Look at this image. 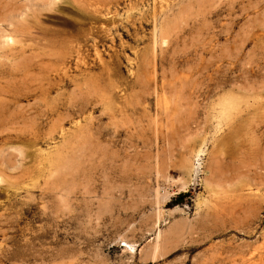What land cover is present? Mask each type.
<instances>
[{
	"label": "rangeland",
	"instance_id": "obj_1",
	"mask_svg": "<svg viewBox=\"0 0 264 264\" xmlns=\"http://www.w3.org/2000/svg\"><path fill=\"white\" fill-rule=\"evenodd\" d=\"M98 29L100 57L94 39L85 45ZM21 46L42 65L75 58L70 74L80 82L57 85L51 98L91 102L37 145L0 131V264L263 256L264 184L255 178L264 171V0H0V63L22 60L13 51ZM73 137L83 151L62 147Z\"/></svg>",
	"mask_w": 264,
	"mask_h": 264
},
{
	"label": "bare ground",
	"instance_id": "obj_2",
	"mask_svg": "<svg viewBox=\"0 0 264 264\" xmlns=\"http://www.w3.org/2000/svg\"><path fill=\"white\" fill-rule=\"evenodd\" d=\"M63 1V0H61ZM65 1V0H64ZM76 1V0H75ZM81 2V0H80ZM83 2V1H82ZM86 2V1H85ZM84 2V3H85ZM107 2V1H106ZM90 3V2H89ZM105 3V2H104ZM79 4V3H78ZM77 4V5H78ZM91 4V3H90ZM84 5V4H82ZM98 5V4H97ZM103 5V4H102ZM89 5H87L86 7H88ZM95 6V5H94ZM100 6H101V3H100ZM92 7V6H91ZM101 7H104V6H101ZM111 7V6H110ZM109 7V9L111 10V8ZM90 8V7H89ZM97 8V6H96ZM95 9V8H94ZM90 11V9H88ZM96 13H98V11L100 12L101 9H99V5H98V8L97 10H95ZM69 12V10L67 11V13ZM72 12V11H71ZM74 13V12H73ZM76 13V12H75ZM90 13V12H89ZM112 13V12H111ZM112 16V14H111ZM110 16V17H111ZM115 16V15H114ZM97 20H100L102 19V16L98 15V14H94V16ZM109 17V18H110ZM83 19V18H82ZM87 19V18H86ZM94 19V18H93ZM106 19V18H105ZM85 20V19H83ZM115 20V18H114ZM7 21V20H6ZM63 21V20H62ZM102 21V20H101ZM91 22V21H90ZM20 23V22H19ZM103 23V22H101ZM93 24H99V23H93ZM104 24V23H103ZM101 24V25H103ZM28 25V24H27ZM106 26V25H105ZM17 27V26H16ZM108 27V26H107ZM86 28V27H85ZM95 28V27H94ZM31 29V28H29ZM34 29V28H33ZM97 29V28H95ZM107 29V28H106ZM20 30V29H19ZM18 30V31H19ZM23 30V29H22ZM25 30V28H24ZM37 30V29H36ZM93 30V28H92ZM103 30H104V25H103ZM102 29H98V30H95V31H92L90 32L91 35L93 34L95 36V38H97V40L95 38H91L89 36L86 37V41L87 43L84 44L85 45H89L88 42L92 39H94V44L96 45L95 47V50H97V46L100 42L104 41L106 39V36H105V33ZM42 31V30H41ZM110 31V29H109ZM107 31V32H109ZM111 32V31H110ZM109 32V33H110ZM14 33H16V31H14ZM22 33V32H20ZM33 33V32H32ZM85 33V32H84ZM25 35L26 33H22V35ZM30 35V33H28ZM89 35V34H88ZM109 35V34H108ZM26 36V35H25ZM32 36V35H31ZM22 37V36H20ZM109 37V36H108ZM165 37V36H164ZM27 38V37H26ZM24 38V39H26ZM60 38V37H59ZM77 38V37H76ZM22 39V38H21ZM73 39V38H72ZM11 40L13 41V39L11 38ZM23 41V40H22ZM22 41H21V44H22ZM25 42L23 41V44ZM50 43V42H49ZM65 43V42H64ZM71 43H74V42H71ZM76 43V41H75ZM82 43V42H81ZM83 43L82 46L83 47ZM104 43V42H103ZM14 42L12 43V46H13ZM80 44V43H79ZM25 45V44H24ZM48 45V44H47ZM56 45V44H55ZM11 46V47H12ZM23 46V45H22ZM16 47V49H14L13 51L15 52L17 50V53L15 52L14 53V57L15 58H19L21 57L22 60L17 61L18 62H8V63H3L1 64L0 63V131L1 132H4L5 136L7 137V139L9 140H12V141H18V142H22L24 143L26 146L27 145H37L39 143H41L43 140L45 139H48V138H52L54 136V133L57 132L59 129L60 130H64V124L62 122H70V120H72L76 115H79V114H83L85 113L88 108L90 107L89 104L91 102L90 98H84V97H75V98H71V99H68V98H60L57 100V97L55 98L56 100H52L51 98V93L56 89V86L57 85H61V83L65 84V85H68V84H72L73 82L74 83H77L79 80H81V77H78L72 74H70V71H71V68L72 66H69V63L73 61V59L75 58H67L63 53H65V51L61 50V52L63 51V53H61V55L63 54L64 57L62 56L61 58H58L56 60H49L46 62H44V65L39 64V61H37L35 59L34 56H27L25 55V53H27V48L24 46V47ZM27 46H30V45H27ZM45 46V45H44ZM70 46V45H69ZM75 46V45H74ZM48 47V46H47ZM56 48V47H54ZM54 48H51L52 49V52L53 50H55ZM65 48V47H64ZM77 48V47H76ZM88 48V47H87ZM13 48H11L12 50ZM49 49V48H48ZM50 49V51H51ZM98 49H99V46H98ZM35 50V49H33ZM68 50V49H67ZM72 50V49H71ZM82 48L81 47H78V49H76V51L78 52V54L82 53L81 52ZM58 51V50H57ZM56 51V52H57ZM60 51V49H59ZM86 51V50H85ZM101 51V48L98 50V55L99 57L102 55V52L100 53ZM40 52V51H39ZM55 52V53H56ZM87 52V51H86ZM97 52V51H96ZM110 52V51H109ZM37 53V52H36ZM46 53V52H45ZM58 53V52H57ZM67 53V51H66ZM65 53V54H66ZM71 54V52H69ZM74 53V52H73ZM88 53V52H87ZM116 53V52H115ZM38 54V53H37ZM52 54V53H51ZM68 54V53H67ZM77 54V53H76ZM89 54V53H88ZM9 55V54H8ZM60 55V53H59ZM85 54H83L84 56ZM11 56V55H10ZM13 56V55H12ZM11 56V57H12ZM55 56V55H54ZM71 56V55H70ZM73 56V55H72ZM86 56V55H85ZM84 56V57H85ZM90 56V55H89ZM10 57V58H11ZM41 57V56H40ZM53 57V56H52ZM59 57V56H58ZM78 59H77V65L75 67V70L78 71L80 73V75L83 74L84 71V67L85 65H87V61H84V57H82V54L78 55L77 56ZM87 57V56H86ZM85 57V58H86ZM94 57V56H93ZM112 57V56H111ZM5 58V56H4ZM105 58V56L103 57ZM118 58V56H117ZM6 59H8L6 57ZM39 59V57H38ZM102 59V58H100ZM2 60V59H1ZM87 60V59H86ZM104 60V59H103ZM12 61V60H11ZM15 61V60H14ZM4 62V61H3ZM41 62V61H40ZM103 63V62H102ZM106 64V62L104 63ZM71 65V64H70ZM109 68V67H108ZM107 68V69H108ZM106 69V70H107ZM110 69V68H109ZM108 69V70H109ZM105 70V71H106ZM112 70V68L110 69ZM89 71V70H87ZM90 72H92L90 70ZM103 72V71H102ZM113 72V71H112ZM99 74V73H98ZM108 75V74H107ZM113 75V74H112ZM93 76V74H92ZM91 77V76H90ZM96 77V76H95ZM94 77V78H95ZM111 77V76H110ZM92 78V77H91ZM105 79V78H104ZM113 79V78H111ZM95 80V79H93ZM110 79H108L109 81ZM86 81V80H85ZM97 81V84H98V79L95 80ZM94 81V82H95ZM101 81V80H100ZM80 82V81H79ZM88 82V81H87ZM93 82V83H94ZM111 82V80H110ZM92 83V84H93ZM106 83V82H105ZM104 83V84H105ZM109 83V82H108ZM114 85V81L113 83H111ZM83 85V84H81ZM99 85V84H98ZM110 85V84H109ZM116 85V84H115ZM77 86V85H75ZM90 86V84H89ZM93 86V85H92ZM101 86V89H102V85ZM99 86V87H100ZM80 88V92L82 93L84 90L83 88H81L82 86H78ZM76 87V88H77ZM96 87V88H95ZM103 87L107 88L105 85H103ZM114 87V86H112ZM117 87V86H116ZM116 87H115V90H116ZM90 88V87H89ZM88 88V89H89ZM94 88L97 90V86L95 85ZM104 88V90H105ZM86 89V90H88ZM61 90V89H60ZM76 90V89H75ZM91 91V90H90ZM95 91V90H94ZM106 91V94H107V90ZM77 92V91H75ZM97 92V91H95ZM87 93V92H86ZM91 93V92H89ZM93 93V91H92ZM92 93L90 94V96H92ZM98 93V92H97ZM74 94V93H73ZM85 94V93H83ZM94 94V93H93ZM102 94V93H101ZM103 94H105L103 92ZM110 93H108L109 95ZM112 94V93H111ZM110 94V96H111ZM59 95V94H58ZM89 95V94H88ZM74 96V95H73ZM80 96V95H78ZM100 96V95H99ZM106 96V95H105ZM5 97V98H4ZM103 97V95L101 96ZM113 96H111L109 99H111ZM29 98H32L34 100V102H31L29 104H26L24 105V103L22 104V101L23 100H26V99H29ZM54 98V97H53ZM106 98V97H104ZM113 99V98H112ZM111 99V100H112ZM102 101H105L103 99H101ZM107 100V99H106ZM111 100L107 101L109 102L108 104H110ZM115 100V97L114 99ZM112 100V103H114V101ZM31 101V100H30ZM106 102V101H105ZM117 102V101H116ZM108 104H105L108 105ZM95 105V104H93ZM115 105V104H114ZM109 107V106H108ZM111 109H113V107L110 106ZM107 111H108V108H105ZM109 109V110H111ZM115 109V108H114ZM111 111H114V110H111ZM110 111V112H111ZM85 115V114H84ZM112 116V115H111ZM56 118H58L59 121L56 120ZM93 118V117H92ZM91 118V120H92ZM96 118V117H95ZM57 121V123H53L52 125V128H51V131L50 132H44V128L49 126L52 121ZM94 122V121H93ZM88 124V123H87ZM78 125V124H77ZM81 125V124H80ZM80 127V126H79ZM82 128V127H81ZM80 128V129H81ZM50 130V129H49ZM87 130H92L94 132L95 135H98L99 137H102L104 135L103 132H101L98 128L94 127L93 124H91L89 126V128ZM75 131V130H74ZM76 132V131H75ZM91 132V131H90ZM93 132H91L93 134ZM62 133V132H61ZM68 133V132H67ZM81 132H79V135H80ZM82 133H86L84 132V129H82ZM66 135V133H64ZM71 134V133H70ZM116 134V133H115ZM73 135V134H71ZM82 135V134H81ZM86 135V134H85ZM84 135V136H85ZM91 134H89L90 136ZM64 136V135H63ZM78 137V135H77ZM80 137V136H79ZM86 137V140H87V136ZM82 139V137H80ZM84 138V137H83ZM91 138V137H90ZM64 139H66L64 137ZM67 140V139H66ZM66 140H64L66 142ZM70 140H74V144H68L67 146H62L63 148L65 147V150H67L69 153H78V152H81L83 151V148L81 147H75L74 145H77V142H78V139L73 137V138H70ZM69 141V140H68ZM67 141V142H68ZM66 142V144H67ZM70 142V141H69ZM76 142V144H75ZM80 142V141H79ZM84 142V141H83ZM86 144V142H84ZM81 144V143H80ZM78 144V145H80ZM83 144V143H82ZM84 144V145H85ZM23 145V144H22ZM24 145V146H25ZM23 146V147H24ZM32 148V146H30ZM27 148V147H26ZM25 148V149H26ZM60 148V147H59ZM60 149H58V151L55 152V156H58L59 154L57 152H60L59 151ZM64 150V151H65ZM28 151V150H27ZM65 151V153L68 154V152ZM62 153V152H61ZM60 153V157L61 155L64 154V152L61 154ZM58 154V155H57ZM29 155V154H28ZM59 157V156H58ZM58 157H55V159L57 161H60L62 160V158H58ZM63 159L65 156H62ZM68 157V156H67ZM91 157V156H90ZM54 157H52V160ZM66 158V157H65ZM60 159V160H59ZM50 160V158L48 159V161ZM65 160V159H64ZM51 161V160H50ZM63 161V160H62ZM40 162H43V160ZM55 161H53L54 163ZM44 163V162H43ZM58 163V164H59ZM63 165L64 163L61 162ZM50 165H51V162H50ZM54 165L55 167V164H52ZM52 167V166H50ZM58 167L60 168V166L58 165ZM57 167V168H58ZM62 167V166H61ZM56 171H59L57 170ZM68 168V167H67ZM32 169V168H31ZM43 169V168H42ZM61 169V168H60ZM259 169V168H258ZM41 170L38 169V171ZM51 170V169H50ZM62 170V169H61ZM249 170V169H247ZM263 170H264V165H263ZM31 171V170H29ZM44 171V170H43ZM53 173H55L54 171L55 170H52ZM52 171L50 172V177L52 175ZM61 172V171H60ZM59 172V173H60ZM26 173V172H25ZM31 173V172H30ZM29 173V175H30ZM35 173V172H34ZM41 173V172H40ZM256 182L259 183V184H264V171L263 172H258L256 171ZM32 175V174H31ZM54 175V174H53ZM52 175V177H53ZM56 175V173H55ZM57 177V176H55ZM249 177V176H248ZM48 180V179H47ZM45 181L47 182L48 184V181ZM50 180V179H49ZM53 180V179H52ZM251 180V179H250ZM245 181V179H244ZM244 181H240V182H244ZM247 181H248V178H247ZM54 183V187H55V182ZM246 183V181L244 182ZM243 183V184H244ZM247 183H250V182H247ZM251 184V183H250ZM258 184V185H259ZM46 185V184H45ZM246 185V184H245ZM252 185V184H251ZM48 186V185H47ZM244 187V186H242ZM233 205V204H232ZM235 206V205H234ZM226 208V207H225ZM232 208V207H231ZM227 209V208H226ZM235 209V208H233ZM225 210V209H224ZM232 210V209H231ZM227 211V210H226ZM228 212V211H227ZM233 213V212H232ZM230 213V214H232ZM264 230V229H263ZM263 233V232H262ZM264 246V245H263ZM255 248V246H253ZM252 247V248H253ZM258 247V246H257ZM264 248V247H262ZM262 248H260L262 250ZM257 249V248H256ZM256 249H252L253 250V255H254V250ZM251 250V249H250ZM251 250V251H252ZM222 251V250H221ZM248 251V250H247ZM251 253V252H249ZM221 254V252H220ZM223 254V253H222ZM240 254V253H239ZM243 255L242 253L239 255ZM219 255V252L218 254ZM237 255H235L237 257ZM248 255H251V254H248ZM264 256V253L261 254V256ZM247 256V255H246ZM244 257V258H247V257ZM252 256V255H251ZM260 256V254H259ZM259 257L258 259H254V260H248V259H235L233 260V263L232 264H264V257ZM234 257V256H233ZM235 258V257H234ZM233 258V259H234Z\"/></svg>",
	"mask_w": 264,
	"mask_h": 264
}]
</instances>
